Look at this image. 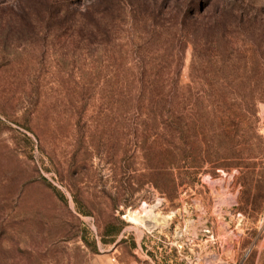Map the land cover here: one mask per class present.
<instances>
[{"label":"rangeland","instance_id":"obj_1","mask_svg":"<svg viewBox=\"0 0 264 264\" xmlns=\"http://www.w3.org/2000/svg\"><path fill=\"white\" fill-rule=\"evenodd\" d=\"M113 263L264 264V0H0V264Z\"/></svg>","mask_w":264,"mask_h":264},{"label":"bare ground","instance_id":"obj_2","mask_svg":"<svg viewBox=\"0 0 264 264\" xmlns=\"http://www.w3.org/2000/svg\"><path fill=\"white\" fill-rule=\"evenodd\" d=\"M153 212L151 210H148L147 208L144 209V214L143 215H139V214H132V220L133 222H146L148 219H153ZM155 220V225L158 224V219L154 218ZM150 223V222H148ZM152 224V223H151Z\"/></svg>","mask_w":264,"mask_h":264},{"label":"built area","instance_id":"obj_3","mask_svg":"<svg viewBox=\"0 0 264 264\" xmlns=\"http://www.w3.org/2000/svg\"><path fill=\"white\" fill-rule=\"evenodd\" d=\"M111 261H113V262H114V261H115V258H114V257H112V258H111ZM113 264H114V263H113Z\"/></svg>","mask_w":264,"mask_h":264}]
</instances>
